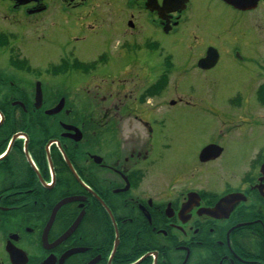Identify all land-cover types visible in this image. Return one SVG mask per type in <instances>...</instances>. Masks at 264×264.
Returning a JSON list of instances; mask_svg holds the SVG:
<instances>
[{
  "label": "flooded vegetation",
  "instance_id": "af4514ba",
  "mask_svg": "<svg viewBox=\"0 0 264 264\" xmlns=\"http://www.w3.org/2000/svg\"><path fill=\"white\" fill-rule=\"evenodd\" d=\"M0 264H264V0H0Z\"/></svg>",
  "mask_w": 264,
  "mask_h": 264
},
{
  "label": "rangeland",
  "instance_id": "374dc122",
  "mask_svg": "<svg viewBox=\"0 0 264 264\" xmlns=\"http://www.w3.org/2000/svg\"><path fill=\"white\" fill-rule=\"evenodd\" d=\"M19 24L22 25L23 23H19ZM19 24L18 26L15 27V44L19 45L20 48L24 50L23 57L29 58L30 63L37 66L38 62H45L47 60V57L49 58L55 56L53 50L47 48V46H45V48H42L43 45L37 44V42L43 41V39H39L36 37L32 38L31 33H29L27 30L23 31L21 27H19ZM17 73H19V75L29 73L28 67L25 65H18V66L15 65V75ZM185 99L188 100V98ZM178 117H179L178 129L181 130L182 127L183 129L186 130L189 116L178 115ZM208 121L209 120L204 114H199L194 118V126H195L194 128L197 129V134L196 135L194 134L192 138H193V143L195 145H199L202 139H204L208 127L207 125ZM174 159H176V157L169 158V160L166 163L168 168L169 166L174 165V161H173Z\"/></svg>",
  "mask_w": 264,
  "mask_h": 264
},
{
  "label": "water",
  "instance_id": "95a60500",
  "mask_svg": "<svg viewBox=\"0 0 264 264\" xmlns=\"http://www.w3.org/2000/svg\"><path fill=\"white\" fill-rule=\"evenodd\" d=\"M42 103V92L41 90H37L36 93V106L40 107ZM49 113H52V111H49Z\"/></svg>",
  "mask_w": 264,
  "mask_h": 264
},
{
  "label": "trees",
  "instance_id": "16d2710c",
  "mask_svg": "<svg viewBox=\"0 0 264 264\" xmlns=\"http://www.w3.org/2000/svg\"><path fill=\"white\" fill-rule=\"evenodd\" d=\"M39 130H40V129H38V128H35V129H34L35 132H37V131H39Z\"/></svg>",
  "mask_w": 264,
  "mask_h": 264
}]
</instances>
